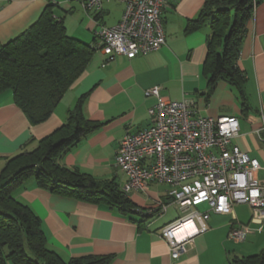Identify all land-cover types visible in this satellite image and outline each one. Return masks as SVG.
Returning <instances> with one entry per match:
<instances>
[{
    "label": "crops",
    "instance_id": "1",
    "mask_svg": "<svg viewBox=\"0 0 264 264\" xmlns=\"http://www.w3.org/2000/svg\"><path fill=\"white\" fill-rule=\"evenodd\" d=\"M85 0H0V44H5L34 25L45 8L61 21L66 34L93 48L94 52L80 77L63 95L53 113L42 123L32 125L12 101L9 92L0 95V173L7 161L34 150L38 143L59 128L77 101L84 97L82 112L97 127L78 144L61 154L62 167L85 174L94 181L113 184L121 191L126 181L115 166L119 142L125 133H137L151 124L148 110L154 97L145 91L158 87L169 101L189 100L198 115L235 117L239 132L234 144L262 170L257 173L264 184V0L256 5L241 38L237 66L244 77V103L238 91L223 80L209 88L207 40L209 22L188 30L209 0H168L161 18L165 45L147 55L127 59L116 56L105 63L95 31L99 25L111 27L122 16L119 0H102L99 14L83 8ZM168 187L152 183L146 192L127 196L134 211L110 208L73 196L51 193L27 178L12 196L40 221L46 248L63 261L72 258L110 257L108 264H230L233 257H248L264 249V222H250L247 205H233L224 214L210 213L207 230L193 238L187 253L173 261L160 237L166 224L179 217L170 203ZM167 204L163 215L147 216L146 211ZM206 206L199 207L204 211ZM146 213V214H145ZM247 225L245 240H227L232 226Z\"/></svg>",
    "mask_w": 264,
    "mask_h": 264
},
{
    "label": "trees",
    "instance_id": "2",
    "mask_svg": "<svg viewBox=\"0 0 264 264\" xmlns=\"http://www.w3.org/2000/svg\"><path fill=\"white\" fill-rule=\"evenodd\" d=\"M263 0H209L188 30L209 22L207 40L209 88L218 80L233 86L244 103V77L237 66L241 38L253 9ZM93 48L69 37L49 3L39 20L15 39L0 44V95L12 101L30 124L44 122L65 92L80 77ZM80 98L66 121L38 146L7 161L0 173V264H108L110 257L72 258L63 261L45 246L39 219L12 194L32 177L51 193L134 211L129 199L113 184L70 171L58 157L80 142L97 125L85 119ZM230 264H264V249L248 257H233Z\"/></svg>",
    "mask_w": 264,
    "mask_h": 264
},
{
    "label": "built area",
    "instance_id": "3",
    "mask_svg": "<svg viewBox=\"0 0 264 264\" xmlns=\"http://www.w3.org/2000/svg\"><path fill=\"white\" fill-rule=\"evenodd\" d=\"M122 16L111 27L99 25L95 37L107 62L116 56L133 59L159 50L165 45L161 14L168 0H119ZM83 8L99 14L102 0H85ZM159 88L145 91L154 97L148 110L151 124L137 133H125L119 142L116 168L126 177L124 196L146 192L152 183L168 187L170 203L180 216L166 224L160 237L173 261L179 260L193 244V238L207 230L210 213L224 214L233 205H247L250 222H264V184L257 173L259 162L234 144L239 125L235 117L198 115L189 100L174 102L159 94ZM264 133V126L255 133ZM264 142V138L260 139ZM206 206L204 211L198 207ZM167 204L146 211L161 216ZM190 225V228L187 226ZM250 230L247 225L232 226L227 235L231 243H241Z\"/></svg>",
    "mask_w": 264,
    "mask_h": 264
},
{
    "label": "bare ground",
    "instance_id": "4",
    "mask_svg": "<svg viewBox=\"0 0 264 264\" xmlns=\"http://www.w3.org/2000/svg\"><path fill=\"white\" fill-rule=\"evenodd\" d=\"M187 228H190V225H189V226H187Z\"/></svg>",
    "mask_w": 264,
    "mask_h": 264
},
{
    "label": "rangeland",
    "instance_id": "5",
    "mask_svg": "<svg viewBox=\"0 0 264 264\" xmlns=\"http://www.w3.org/2000/svg\"><path fill=\"white\" fill-rule=\"evenodd\" d=\"M198 209H199V207H198ZM180 216V215H179Z\"/></svg>",
    "mask_w": 264,
    "mask_h": 264
}]
</instances>
